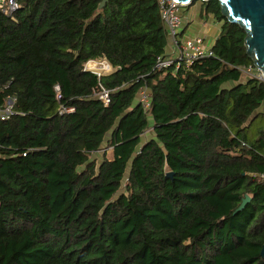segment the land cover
Listing matches in <instances>:
<instances>
[{
  "label": "trees",
  "instance_id": "1",
  "mask_svg": "<svg viewBox=\"0 0 264 264\" xmlns=\"http://www.w3.org/2000/svg\"><path fill=\"white\" fill-rule=\"evenodd\" d=\"M16 1L0 6V105L16 96L0 119V264H264V127L248 134L264 80L243 74L245 30L219 1H202L214 54L178 70L154 68L157 0ZM95 59L113 70H85Z\"/></svg>",
  "mask_w": 264,
  "mask_h": 264
},
{
  "label": "built area",
  "instance_id": "2",
  "mask_svg": "<svg viewBox=\"0 0 264 264\" xmlns=\"http://www.w3.org/2000/svg\"><path fill=\"white\" fill-rule=\"evenodd\" d=\"M159 13L163 24L167 30L168 44L172 50L166 51L157 57L154 68L161 70L167 69L173 66L174 70H178L181 67L190 66L195 60L214 54L212 46L206 44L205 39L199 35L191 38H184L181 33V27L183 24V7L182 4L176 0H157ZM2 10L7 14H12L18 7L16 0H6L5 4L0 5ZM98 60V59H97ZM90 61L84 64V69L96 73L98 76L109 73L113 70L110 63L104 59L102 62H107V67L98 69L90 65ZM101 61V60H100ZM243 74L249 77H256L264 80L262 72L255 66L250 64L243 67ZM57 92V98L61 99L60 85H55ZM96 96L104 103L108 105L111 102L110 91L100 84V89L93 90ZM16 96H9L3 105H0V119L6 120L16 113L15 110ZM138 102L142 104L143 108L147 111L151 107V93L148 87L145 85L138 93ZM60 113L72 112L74 107L61 105Z\"/></svg>",
  "mask_w": 264,
  "mask_h": 264
},
{
  "label": "water",
  "instance_id": "3",
  "mask_svg": "<svg viewBox=\"0 0 264 264\" xmlns=\"http://www.w3.org/2000/svg\"><path fill=\"white\" fill-rule=\"evenodd\" d=\"M190 4L196 0H176ZM206 1V0H202ZM222 14L228 21L238 24L245 30L244 43L246 53L264 77V0H218ZM106 0H102L101 6ZM171 176L169 172L167 174ZM246 196L237 210L242 209L249 201ZM264 254V249L262 251Z\"/></svg>",
  "mask_w": 264,
  "mask_h": 264
},
{
  "label": "crops",
  "instance_id": "4",
  "mask_svg": "<svg viewBox=\"0 0 264 264\" xmlns=\"http://www.w3.org/2000/svg\"><path fill=\"white\" fill-rule=\"evenodd\" d=\"M202 6V0H196L183 7L181 33L185 39L199 35L205 39L206 44L213 46L220 33L221 23L217 22L213 15H202ZM171 50L168 46L167 51ZM259 111L264 113L260 108Z\"/></svg>",
  "mask_w": 264,
  "mask_h": 264
},
{
  "label": "rangeland",
  "instance_id": "5",
  "mask_svg": "<svg viewBox=\"0 0 264 264\" xmlns=\"http://www.w3.org/2000/svg\"><path fill=\"white\" fill-rule=\"evenodd\" d=\"M5 3H6V0H0V5L5 4ZM96 60H97V59H96ZM100 60H101V61H100ZM103 60H104V59H98L97 61L102 62ZM103 68H104V67H103ZM101 71H105V70H102V69H101ZM261 108H262V109H261ZM260 110L264 111V101L262 102V104H261V106H260ZM261 127H264V114H261V115H259V116L256 118L254 124L249 128V130H248V134H249L250 136H253V135L255 134V132L257 131V129H259V128H261ZM151 135H153V132H152L150 129H148V130L145 132V134H144V136H143V139H146V138L150 137ZM102 152H103V149H102V150H99L98 152H96V153L93 155V157H96V158H98V159H101V158H102ZM108 152H111V151H108Z\"/></svg>",
  "mask_w": 264,
  "mask_h": 264
},
{
  "label": "bare ground",
  "instance_id": "6",
  "mask_svg": "<svg viewBox=\"0 0 264 264\" xmlns=\"http://www.w3.org/2000/svg\"><path fill=\"white\" fill-rule=\"evenodd\" d=\"M90 65H91V66H94V67H96V68H98V69H101V68H103L104 66L107 67V62H99V61H97V60L95 59V60H91V61H90Z\"/></svg>",
  "mask_w": 264,
  "mask_h": 264
}]
</instances>
